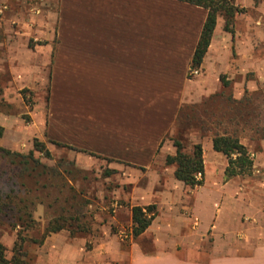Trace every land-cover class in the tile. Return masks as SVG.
<instances>
[{
	"label": "crops",
	"instance_id": "crops-1",
	"mask_svg": "<svg viewBox=\"0 0 264 264\" xmlns=\"http://www.w3.org/2000/svg\"><path fill=\"white\" fill-rule=\"evenodd\" d=\"M233 4L242 9L233 32L218 16L202 73L192 79L203 8L176 0H0L11 86H43L35 106L47 112L28 125L2 124L0 147L29 153L35 139L52 159L99 181L88 185L91 201L79 222L28 243L29 264H264V138L260 165L248 151L252 175L226 179L214 134L186 120L177 130L185 107L223 91L222 74L230 95L235 86L239 94L264 86V3ZM173 140L190 144L188 153L201 145L202 185L175 179V166L166 164L176 154ZM132 207L154 208L137 238ZM54 218L37 205L38 236L29 239L39 240ZM14 243L10 237L8 258Z\"/></svg>",
	"mask_w": 264,
	"mask_h": 264
},
{
	"label": "rangeland",
	"instance_id": "rangeland-1",
	"mask_svg": "<svg viewBox=\"0 0 264 264\" xmlns=\"http://www.w3.org/2000/svg\"><path fill=\"white\" fill-rule=\"evenodd\" d=\"M259 1L260 3L263 2V0ZM34 44L29 43V46L33 48ZM7 45L10 44L0 43V127L2 124L11 122L16 125L17 121L20 125H28L32 122V117H36V114L42 118L43 114L47 113L42 110L37 112L35 106L36 102L43 101L45 89L43 90V86H39V90L36 89L34 92L27 89L16 90L14 87L12 88L11 83L13 81L8 72L9 59L11 57L9 54L12 49H8ZM13 52H16V48H14ZM40 66L46 70L44 65L40 64ZM198 69L199 75H201L202 71L200 68ZM221 76V82L224 85L223 91L202 100L198 104L185 107L180 116L179 120L181 122L179 121L180 124H178L177 130L181 131L184 128L182 120H186L200 127L202 133L209 130L214 135L235 136L240 142H244L249 153L253 152L258 155V164L260 165V153L263 151L260 142L264 138V86L260 85L253 90H248V88L244 87L242 94L238 93L239 87L235 86L234 91L237 90V92H234L235 95H230V82L226 80L227 75L222 74ZM197 77L190 78L196 79ZM250 77H252V74H250ZM22 90L27 91L25 99L22 96ZM183 146L186 148L185 151H188L190 144L183 143ZM21 149L25 151L24 147ZM39 159H42L40 160L41 163L48 167L50 174L37 177V183L31 178L25 177L23 180L25 183L24 187H20V182L18 181V185L15 188L20 190L19 194L24 198H37V205H43L46 212L52 216L59 215L62 207L70 214L80 209L83 213L84 205L91 201L88 185L98 183V177L94 174L80 171L71 162L64 159H46L43 156H40ZM8 163V160L2 161L1 169L7 170L9 167ZM251 175L252 172L248 176ZM45 183L49 184V187L43 190L41 186ZM10 185L7 177L0 180L1 190L7 191ZM26 189H38V191L28 195L25 193ZM48 204L51 206L47 207ZM70 207L74 208L70 209ZM19 230V228L13 230L6 223L0 225V241L2 240L5 245L7 256L10 253V248L6 246L9 238L15 236L16 241V235ZM35 231L36 229L33 228L27 231L28 233H23V235L26 239H29L30 236L32 238L37 237L38 234ZM24 251L28 252V242L24 244Z\"/></svg>",
	"mask_w": 264,
	"mask_h": 264
},
{
	"label": "trees",
	"instance_id": "trees-1",
	"mask_svg": "<svg viewBox=\"0 0 264 264\" xmlns=\"http://www.w3.org/2000/svg\"><path fill=\"white\" fill-rule=\"evenodd\" d=\"M187 3L192 6L203 8L207 11V17L204 22L199 42L196 46L190 69L200 68L203 58L208 50L212 34L216 27L218 16L224 18V30L232 33V22L234 16L240 13L242 9H238L232 3V0H176ZM264 3V0H263ZM26 90H22V96L25 99ZM3 127H0V138L3 135ZM173 146L176 154L173 157L166 158L167 165H174V177L176 180L184 183L185 186L195 187L203 183L204 162L201 145H193L191 151L185 152L181 142L173 140ZM212 149L222 154L227 159V167L225 168V177L230 179L236 176L250 175L253 169V160L248 150L243 146L239 139L232 135H214L211 139ZM56 144V143H54ZM33 150L27 154H19L11 150L0 147V180L7 177V181L11 184L7 191L0 189V225L7 224L13 230L19 228L16 241L12 248V256L7 257L6 248L0 243V264H29L27 253L24 251L25 243L41 244L45 237L51 233H56L66 226L69 221L79 222L82 217V211L75 210L70 214L61 208L59 215L50 221L44 234L39 240L26 239L23 233L35 228L36 221L33 219V212L37 205V198H24L19 193L20 190L15 188L20 182V187H24V178H31L35 183L37 177L42 175L48 176L50 171L47 166L43 165L39 158L34 157V152L40 153L46 159H52L51 154L46 150L43 143L37 140L32 142ZM60 146L59 144H56ZM8 160L9 167L2 170V161ZM59 167V165H58ZM37 170H39L37 172ZM37 172V173H36ZM49 184H42L43 190L47 189ZM38 189H26V194L37 192ZM51 205L48 204L47 207ZM74 208V207H70ZM153 207H132L131 219L132 228L131 235L133 238L140 236L151 224L154 217ZM66 213H68L66 215ZM72 226V224H69ZM80 227V225H78Z\"/></svg>",
	"mask_w": 264,
	"mask_h": 264
},
{
	"label": "built area",
	"instance_id": "built-area-1",
	"mask_svg": "<svg viewBox=\"0 0 264 264\" xmlns=\"http://www.w3.org/2000/svg\"><path fill=\"white\" fill-rule=\"evenodd\" d=\"M199 74H200L199 69H189L188 75L190 77H197ZM121 236L124 240L128 238V235H126L125 233H122Z\"/></svg>",
	"mask_w": 264,
	"mask_h": 264
}]
</instances>
